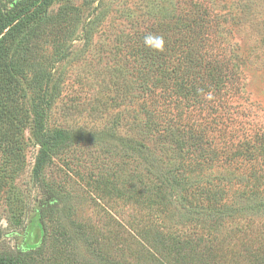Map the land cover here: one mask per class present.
<instances>
[{
	"label": "rangeland",
	"instance_id": "obj_1",
	"mask_svg": "<svg viewBox=\"0 0 264 264\" xmlns=\"http://www.w3.org/2000/svg\"><path fill=\"white\" fill-rule=\"evenodd\" d=\"M36 3L0 0V21L29 7L9 48L35 33L23 42L25 76L13 74L7 99L0 92V256L175 264L165 241L195 222L159 210L165 172L219 185L231 202L250 168L242 146L253 153L264 134V0ZM149 34L174 47L171 66L162 64L168 49L150 48L153 66L143 58ZM45 138L53 146L39 168ZM123 141L144 154L122 152ZM129 182L152 196L122 198ZM252 219L249 237L264 231V215ZM224 226L232 246L246 224Z\"/></svg>",
	"mask_w": 264,
	"mask_h": 264
},
{
	"label": "trees",
	"instance_id": "obj_2",
	"mask_svg": "<svg viewBox=\"0 0 264 264\" xmlns=\"http://www.w3.org/2000/svg\"><path fill=\"white\" fill-rule=\"evenodd\" d=\"M52 1L37 0L34 6L41 3L42 7H46ZM28 8L19 10L16 14L9 15V17L0 21V92L6 93L5 99H7V96L9 97L14 83L13 74L24 77L26 69L30 67L31 51L23 42L32 39V35L35 34H33L32 29L27 31L26 36L28 38L19 43L15 50L9 48L6 43L8 39H13L17 35L16 32L23 27L30 17ZM5 31L6 33H4ZM141 47L143 58L148 60V64L155 65L156 56L159 54L154 55L151 53V49L146 45ZM163 48V54L167 49L169 53L162 64L171 66L175 61L171 51L174 47L164 46ZM2 117L3 113L0 111V126L3 121ZM37 138L40 137L37 136ZM38 142L41 148L37 158V167L41 168L47 158L52 142H49L46 138ZM123 144L124 149L122 152L131 151L133 154L137 152V155L140 154V156L144 154L137 146L129 144L128 141H123ZM51 146H53V143ZM242 148V156L249 161L250 168L246 178L238 180L239 185L234 192L236 198L231 202L228 201V197L225 195L226 191L219 185L214 188L211 182L202 179L185 177L177 179L174 175L165 172L164 178L166 176L167 178L164 183L169 191L167 197L163 199V204L158 205L159 210L164 214L168 208L171 209L178 216L181 223L195 222L188 229L189 233H186L184 237H178L179 233L174 231L169 240L165 241L170 244V254L177 255L178 260H175V264H264V231L259 235H252V237L247 236L243 231L251 229L252 223L257 220H253L252 217L264 215V163H262V159H264V134L256 139L255 146H251L253 153L249 150L248 144L243 145ZM229 186L232 188L236 185L233 182ZM237 191L238 193H236ZM119 194L125 199H131L130 196L134 194L139 195V201L152 196L151 192L145 189L134 191L130 182L125 188H120ZM149 207L152 208V205L149 204ZM242 214H245L244 218ZM227 220L246 224L244 229L243 226L235 229L233 238L236 242L232 246L226 245L225 242L226 229L224 224ZM160 240L164 241L165 239ZM0 264L22 263L11 257L0 256Z\"/></svg>",
	"mask_w": 264,
	"mask_h": 264
},
{
	"label": "clouds",
	"instance_id": "obj_3",
	"mask_svg": "<svg viewBox=\"0 0 264 264\" xmlns=\"http://www.w3.org/2000/svg\"><path fill=\"white\" fill-rule=\"evenodd\" d=\"M145 45L153 50L162 51L164 47L163 37L149 34L145 37Z\"/></svg>",
	"mask_w": 264,
	"mask_h": 264
}]
</instances>
